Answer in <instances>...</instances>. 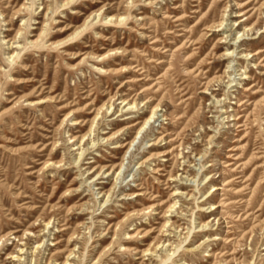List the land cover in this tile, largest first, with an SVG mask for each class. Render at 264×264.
Segmentation results:
<instances>
[{
  "label": "rangeland",
  "instance_id": "rangeland-1",
  "mask_svg": "<svg viewBox=\"0 0 264 264\" xmlns=\"http://www.w3.org/2000/svg\"><path fill=\"white\" fill-rule=\"evenodd\" d=\"M67 256L264 264V0H0V264Z\"/></svg>",
  "mask_w": 264,
  "mask_h": 264
},
{
  "label": "bare ground",
  "instance_id": "bare-ground-1",
  "mask_svg": "<svg viewBox=\"0 0 264 264\" xmlns=\"http://www.w3.org/2000/svg\"><path fill=\"white\" fill-rule=\"evenodd\" d=\"M42 4V2L40 3V5ZM20 10V8L19 9H17L16 10V12H18ZM90 16V15H89ZM89 18V17H88ZM110 18H112V17H110ZM85 20H87V19H85ZM86 22V21H85ZM84 24V23H83ZM222 24V21H218L217 22V24L215 25V27H219L220 25ZM83 26V25H82ZM77 30V29H76ZM219 29H217L216 31H218ZM19 31H20V28H18L17 30H16V32H15V35L13 36V38L12 39H14V38H16V36L19 34ZM75 33H76V31H74ZM40 35H41V30L39 31V33L35 36V38L34 39H32V40H30V42L32 43V44H36L37 43V41H38V39H39V37H40ZM241 35H243V34H241ZM70 37V36H69ZM243 39H245V38H242V40ZM10 42V41H9ZM15 41H11V43H14ZM60 43H62V42H60ZM59 43V44H60ZM230 45H234L233 43H231ZM15 47V46H14ZM15 51V50H14ZM11 55H12V53H11ZM10 55V56H11ZM14 55V54H13ZM246 56L248 55V54H245ZM253 55V54H252ZM8 58V57H7ZM101 69H103V68H101ZM104 72H109L110 70H103ZM245 77V76H244ZM31 103V102H30ZM122 103L124 104V105H126V104H128L129 105V102H126V100L125 99H122ZM130 106V105H129ZM155 113V111H154V109H152L151 110V112H150V114H149V116L148 117H146L144 120H143V122L140 124V126L138 127V129H137V131H136V134H138V133H140L141 132V130L144 128V126H145V124H147L148 122H149V120H150V118L152 117V114H154ZM135 125V123H132V124H129L128 125V127H130V126H134ZM137 127V126H136ZM83 137V136H82ZM81 137V138H82ZM132 142H133V139L130 141V142H128V144H129V146L132 144ZM117 146H123V145H117ZM46 164V163H45ZM44 164V165H45ZM102 172V171H101ZM137 194H140V193H137ZM136 194V195H137ZM172 194H174V192L172 193ZM107 196V195H106ZM106 200V199H105ZM173 207V204L172 205H170L169 206V208H172ZM48 222H46V224H47ZM166 223V222H165ZM203 225V224H202ZM27 231V230H26ZM15 231H13L11 234H13ZM14 238H16L15 237V235H14ZM56 242H53V244H55ZM147 252V251H146ZM13 254V253H12ZM71 254V252L69 253V255ZM16 256V255H15ZM67 258H68V256L65 258V260L62 262V264H66V262H67Z\"/></svg>",
  "mask_w": 264,
  "mask_h": 264
}]
</instances>
